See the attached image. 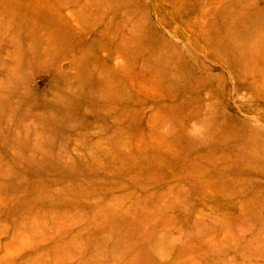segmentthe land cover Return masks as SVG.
I'll return each instance as SVG.
<instances>
[{
	"label": "rangeland",
	"instance_id": "rangeland-1",
	"mask_svg": "<svg viewBox=\"0 0 264 264\" xmlns=\"http://www.w3.org/2000/svg\"><path fill=\"white\" fill-rule=\"evenodd\" d=\"M0 264H264V0H0Z\"/></svg>",
	"mask_w": 264,
	"mask_h": 264
}]
</instances>
